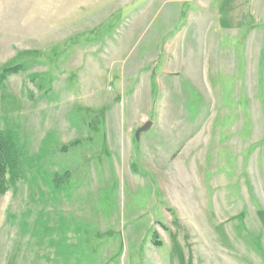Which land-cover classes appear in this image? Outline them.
I'll return each instance as SVG.
<instances>
[{
  "label": "rangeland",
  "instance_id": "1",
  "mask_svg": "<svg viewBox=\"0 0 264 264\" xmlns=\"http://www.w3.org/2000/svg\"><path fill=\"white\" fill-rule=\"evenodd\" d=\"M12 64L0 264H264V0H0Z\"/></svg>",
  "mask_w": 264,
  "mask_h": 264
},
{
  "label": "trees",
  "instance_id": "2",
  "mask_svg": "<svg viewBox=\"0 0 264 264\" xmlns=\"http://www.w3.org/2000/svg\"><path fill=\"white\" fill-rule=\"evenodd\" d=\"M23 71L20 64L8 65L0 70V85L5 83L11 75ZM71 144L70 146H73ZM66 149V148H64ZM20 151L12 135L0 128V199L10 189L14 188L20 179L19 175Z\"/></svg>",
  "mask_w": 264,
  "mask_h": 264
},
{
  "label": "water",
  "instance_id": "3",
  "mask_svg": "<svg viewBox=\"0 0 264 264\" xmlns=\"http://www.w3.org/2000/svg\"><path fill=\"white\" fill-rule=\"evenodd\" d=\"M151 126H152V123L150 121L144 123L140 128H138L135 131V134H134L135 139H139L140 134L149 130L151 128Z\"/></svg>",
  "mask_w": 264,
  "mask_h": 264
}]
</instances>
